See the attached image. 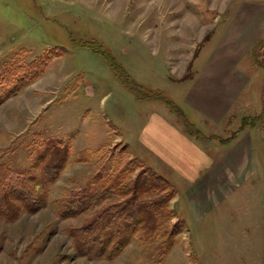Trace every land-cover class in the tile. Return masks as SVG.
I'll list each match as a JSON object with an SVG mask.
<instances>
[{"label": "rangeland", "instance_id": "374dc122", "mask_svg": "<svg viewBox=\"0 0 264 264\" xmlns=\"http://www.w3.org/2000/svg\"><path fill=\"white\" fill-rule=\"evenodd\" d=\"M253 2L264 4V0H0V88L9 90L18 84L24 75L21 67L40 59L45 52L64 54L55 59L56 67L87 75L100 85L98 97L92 98L82 90L81 82L79 87L74 82L71 86L76 90L56 113V127L44 124L20 136L0 158V164L20 171L31 168L36 149L45 142L59 136L65 137L69 144L74 141V136L85 127L83 116L90 113H84L85 107L92 105L93 115L100 120L93 125L97 129L90 127L89 137L75 141L71 147L74 152L77 145L94 149L93 159L69 160L58 180L50 185L43 208L36 212L23 210L12 221L0 218V264H264V69L255 64L252 56L254 44L264 39V33L242 60L252 77L243 96L242 111L248 115H244L249 118L247 121L255 123L248 126L252 127L255 140L250 174L243 178V185L234 195L222 198L220 207H207L203 212L188 207L182 189L183 198L177 200V187L168 176L136 156L127 143L118 139L117 133L112 136L97 133L101 126L107 130L114 126L135 145L137 114L162 105L180 119L182 114L164 100L139 98L106 55L85 45L100 46L136 82L161 91L181 105L184 92L173 82L175 70L192 59L197 45L200 47L197 61L207 59L231 16ZM213 26L216 36L211 40L213 33H206ZM107 92H111L108 114L101 116V98ZM118 105L134 116L124 118ZM190 119L194 127L207 132L202 123ZM235 120H228L230 123L217 128L215 135H209L213 139L211 150L221 147L220 140L237 131L243 120L240 115ZM99 144L106 147L97 150ZM141 152H144L142 148ZM147 166L169 181L163 190L138 191L147 202L168 195L169 201L159 206L162 213L166 207L170 214L161 219L156 237L149 242L133 237L114 259L80 255L72 234L95 210L60 218L58 202L69 196L71 189L80 187L93 193L112 189L105 191L114 195L101 202L102 207L124 201L134 193L128 187L123 189L124 184L132 185ZM36 170L39 171L38 167ZM179 219L186 221L181 232H178ZM169 237L172 244H165Z\"/></svg>", "mask_w": 264, "mask_h": 264}, {"label": "crops", "instance_id": "0c3cea01", "mask_svg": "<svg viewBox=\"0 0 264 264\" xmlns=\"http://www.w3.org/2000/svg\"><path fill=\"white\" fill-rule=\"evenodd\" d=\"M214 30L213 26L206 33V35L210 34V31L213 33L210 36L211 40L216 36ZM263 33L264 4L254 2L245 4L231 16L218 41L211 46L207 59L197 61L200 48L197 45L192 59L175 70L173 82L184 92L182 106L179 105L183 112L182 119L163 105L162 108L147 109L137 114L135 145L114 126L110 130L101 126L97 133H108V136L117 133L118 139L127 143L136 156L148 161V164L168 176L177 187V200L181 201L183 198L180 189L184 191L188 207H193L196 211L199 208L200 212L205 211L207 207H220L222 198L234 195L238 187L243 185V178L249 176L255 140L252 127L248 126L238 132L230 142L223 143L219 137H215L222 144L218 149L211 150L213 139L208 137L215 135V130L227 124L228 120L235 122L239 115L243 120L246 115L242 112L243 96L252 77L250 70L244 69L242 60ZM60 56L50 61L42 75L22 86L17 94L0 104V158L20 136L24 137L31 130L34 132L44 127V124L56 127L58 124L55 123L56 113L62 110L72 91L76 90L71 86L74 82L77 87L80 86V82L82 83V90L86 95L98 97L100 85L97 82L74 70L56 67L55 59ZM190 66L192 76L182 80ZM76 95H79V92ZM110 95L111 92L102 95L101 116L108 114L107 101ZM118 107L122 110L124 118L134 116L122 105ZM85 109L87 111H83L84 113L90 112L83 116L82 123L85 127L74 136V141L70 143L71 147L75 146V141L89 137L90 127L95 129L93 125L100 121L93 115L92 105ZM190 118L202 123L207 132L197 126L195 127L198 133L188 129L186 122L192 123ZM241 125L242 123L237 130ZM102 146L103 144L101 146L99 144L95 148L106 147ZM77 147L78 150L75 152L71 148L70 161L77 160L82 152L88 153V158L93 159L89 154L95 153L94 149L83 148V145ZM141 148L144 150L143 153Z\"/></svg>", "mask_w": 264, "mask_h": 264}, {"label": "trees", "instance_id": "16d2710c", "mask_svg": "<svg viewBox=\"0 0 264 264\" xmlns=\"http://www.w3.org/2000/svg\"><path fill=\"white\" fill-rule=\"evenodd\" d=\"M209 36L207 37V40ZM96 52H101L108 60L117 66L121 71L122 80L130 85L139 98L164 100L173 109L182 114V110L172 100L166 98L161 91H155L143 84L136 82L130 74L120 66L114 57L100 46L95 47L85 44ZM264 39L257 41L252 48V56L256 65L264 69ZM57 55H47V52L40 58L30 63L27 67H21L24 75L19 79V83L9 90L0 88V104L7 98L17 94L25 84L37 79L46 70L48 64ZM191 66L188 73L182 80L192 76ZM14 70V69H13ZM12 70V71H13ZM15 71V70H14ZM20 73H18L19 75ZM244 118L241 127L221 142L227 143L234 139L238 132L246 126H254L253 121ZM188 129L198 133V129L188 121ZM71 145L64 139L53 138L36 149L33 157V167L24 170H17L4 163L0 164V218L8 221L16 220L23 210L36 212L46 205L47 195L50 185L58 180L64 166L70 159ZM88 153L82 152L77 161L90 160ZM91 155V154H89ZM38 167L39 171L36 170ZM143 173H139L133 184L125 183L123 189L128 187L134 193L124 201L102 207L100 204L107 200L114 193L106 194L104 189L101 192H91L88 188H73L70 195L59 201L58 215L60 218L76 217L90 211V219L81 226L75 233L74 245L80 255L90 259L117 258L133 237H137L142 242H149L159 233L161 229V219L168 217L170 212L162 213L161 203L169 201L168 195H161L157 201L147 202L142 199L138 191L145 188V192L150 189L163 190L169 184L167 178L156 172L151 167H143ZM174 190V189H173ZM128 192L127 190L124 191ZM173 197V196H172ZM157 206V207H156ZM178 232L186 227V221L179 219ZM171 232V237L174 235ZM170 240H164L165 244H172Z\"/></svg>", "mask_w": 264, "mask_h": 264}]
</instances>
